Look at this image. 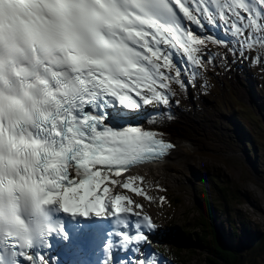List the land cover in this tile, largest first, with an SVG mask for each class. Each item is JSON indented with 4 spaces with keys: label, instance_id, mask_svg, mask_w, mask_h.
Segmentation results:
<instances>
[{
    "label": "snow or ice",
    "instance_id": "obj_1",
    "mask_svg": "<svg viewBox=\"0 0 264 264\" xmlns=\"http://www.w3.org/2000/svg\"><path fill=\"white\" fill-rule=\"evenodd\" d=\"M238 60L264 67V0H0V264H168L135 197L167 200L123 174L165 162L173 101Z\"/></svg>",
    "mask_w": 264,
    "mask_h": 264
},
{
    "label": "rangeland",
    "instance_id": "obj_2",
    "mask_svg": "<svg viewBox=\"0 0 264 264\" xmlns=\"http://www.w3.org/2000/svg\"><path fill=\"white\" fill-rule=\"evenodd\" d=\"M206 78V89L199 84L189 87L171 109L172 123L186 130L197 145L179 159L123 176L145 177L149 194L166 198L158 211L157 205L149 207L147 201L135 197L158 225L151 250L168 264H206L199 253L178 260L155 246L171 245L159 235H169L173 227L196 229L199 214L207 207L212 208L210 222L218 232L227 233L228 242L240 248L242 264H264V252H256L255 244L248 242L251 230L264 232V67L238 60L227 68L217 66ZM168 127L173 128L165 121L161 129ZM85 258L97 257L87 254Z\"/></svg>",
    "mask_w": 264,
    "mask_h": 264
},
{
    "label": "trees",
    "instance_id": "obj_3",
    "mask_svg": "<svg viewBox=\"0 0 264 264\" xmlns=\"http://www.w3.org/2000/svg\"><path fill=\"white\" fill-rule=\"evenodd\" d=\"M211 209L207 207L201 211L196 229L173 227L169 235H159L162 242L171 245L158 244L155 248L178 260L189 254L199 253L204 256L206 264H242L240 248L230 244L227 239L228 234L219 233L210 222ZM248 238L250 244H255L256 252H264V232L251 230Z\"/></svg>",
    "mask_w": 264,
    "mask_h": 264
},
{
    "label": "bare ground",
    "instance_id": "obj_4",
    "mask_svg": "<svg viewBox=\"0 0 264 264\" xmlns=\"http://www.w3.org/2000/svg\"><path fill=\"white\" fill-rule=\"evenodd\" d=\"M165 121L167 124L171 125L174 128L173 129V128L168 127L169 129H165V131H167L169 138L172 139L176 143V146H177L176 151L173 152L171 156L167 157L166 160H168V159L174 160L173 157L179 159V158L183 157L187 153V151L192 148V146L197 145V143L193 138H191V135H189V133H187L186 130L180 129L178 127L180 129L179 130L175 126V124L172 123L171 120L165 119ZM160 164L161 163H156V164H150L148 166L152 167V166H156V165H160Z\"/></svg>",
    "mask_w": 264,
    "mask_h": 264
}]
</instances>
